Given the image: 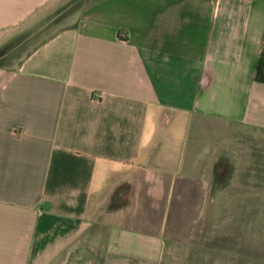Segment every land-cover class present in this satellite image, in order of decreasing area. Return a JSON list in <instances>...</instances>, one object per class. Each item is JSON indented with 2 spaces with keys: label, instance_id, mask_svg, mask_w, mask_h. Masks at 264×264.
Returning <instances> with one entry per match:
<instances>
[{
  "label": "crops",
  "instance_id": "0c3cea01",
  "mask_svg": "<svg viewBox=\"0 0 264 264\" xmlns=\"http://www.w3.org/2000/svg\"><path fill=\"white\" fill-rule=\"evenodd\" d=\"M45 1L0 0V28ZM191 118L264 127V0H80L0 67V264L89 224L160 233Z\"/></svg>",
  "mask_w": 264,
  "mask_h": 264
},
{
  "label": "rangeland",
  "instance_id": "374dc122",
  "mask_svg": "<svg viewBox=\"0 0 264 264\" xmlns=\"http://www.w3.org/2000/svg\"><path fill=\"white\" fill-rule=\"evenodd\" d=\"M79 2L46 0L1 27L0 67L70 25ZM179 129L160 233L89 224L48 242L32 264H264V127L191 118ZM112 241L120 248H106Z\"/></svg>",
  "mask_w": 264,
  "mask_h": 264
}]
</instances>
